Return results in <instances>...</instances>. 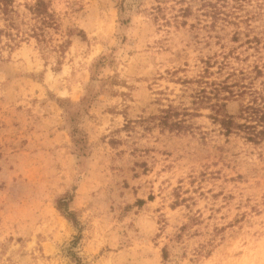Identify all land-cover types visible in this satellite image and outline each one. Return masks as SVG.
<instances>
[{
    "label": "rangeland",
    "instance_id": "rangeland-1",
    "mask_svg": "<svg viewBox=\"0 0 264 264\" xmlns=\"http://www.w3.org/2000/svg\"><path fill=\"white\" fill-rule=\"evenodd\" d=\"M45 1L0 42V264H264V0Z\"/></svg>",
    "mask_w": 264,
    "mask_h": 264
},
{
    "label": "trees",
    "instance_id": "trees-1",
    "mask_svg": "<svg viewBox=\"0 0 264 264\" xmlns=\"http://www.w3.org/2000/svg\"><path fill=\"white\" fill-rule=\"evenodd\" d=\"M8 2L13 0H7ZM28 12L31 15V21H25L24 19H19L17 16V13L15 10L10 9L4 13L3 20L4 24L0 26V42L2 38H5V46L9 47L11 50L15 47L20 46V44L27 40L28 38H35L38 43H41L45 40V36L47 33V28L50 26L54 27V24L56 25V18L55 14L52 10H50V5L45 0H35V2L32 5H26ZM72 34H78L83 35L84 32L81 29L78 28H69L67 35L70 36ZM69 40H66L64 43H61L58 45L60 48V52L63 51V46L68 42ZM104 56H100L99 59L95 62L93 73L91 77V82L89 83L87 95L82 98L80 101L78 107L69 115V124L72 127L70 133L73 140V145L76 147V150L79 154H82V149L85 147V141L83 136H81V132L78 128L74 126V123L79 120V117L83 112H85L87 105L90 103V101L94 98L92 91L94 89L92 88L95 81H98V79L101 76V67L104 65ZM255 109L257 117V123L256 125L249 126L251 128H254L257 126L258 123H260L262 120H264V108H253ZM261 111V112H260ZM70 201V197L68 195H64L61 198L57 199V208L63 213V215L68 219H74V212L69 210L68 202Z\"/></svg>",
    "mask_w": 264,
    "mask_h": 264
}]
</instances>
